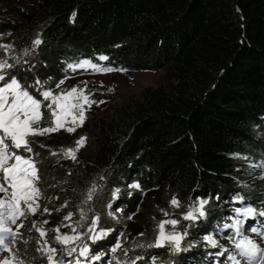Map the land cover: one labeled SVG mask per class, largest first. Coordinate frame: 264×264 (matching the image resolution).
I'll return each mask as SVG.
<instances>
[{
  "label": "trees",
  "instance_id": "16d2710c",
  "mask_svg": "<svg viewBox=\"0 0 264 264\" xmlns=\"http://www.w3.org/2000/svg\"><path fill=\"white\" fill-rule=\"evenodd\" d=\"M0 33V43L13 44L19 56L37 36L43 40L11 70L25 85L37 78L54 85L68 75L67 64L82 59L127 71L163 69L171 79L145 86L140 96L92 91L96 101H114L110 116L88 110L74 133L33 138L41 211L51 214L21 218L15 247L27 264H46L32 223L47 220L45 229L69 223L63 218L70 212L76 218L75 204L93 185L85 228L95 216L108 227L112 188L125 178L140 184L129 189L113 226L136 229L127 247L133 252L138 244L153 249L147 245L156 240L161 209L185 213L196 197L213 201L228 191L248 204L264 198L258 184L244 187L235 177L264 170V0H0ZM101 54L109 60L97 61ZM82 137L77 159L64 157L60 150ZM173 196L179 208L170 206Z\"/></svg>",
  "mask_w": 264,
  "mask_h": 264
},
{
  "label": "snow or ice",
  "instance_id": "6c2138e0",
  "mask_svg": "<svg viewBox=\"0 0 264 264\" xmlns=\"http://www.w3.org/2000/svg\"><path fill=\"white\" fill-rule=\"evenodd\" d=\"M75 15L74 12L73 20ZM4 35L0 33V40L4 38ZM7 35L11 36V33L9 32ZM42 43L43 40L37 36L33 40L31 48L23 50L22 56L31 55ZM0 53H2L0 55V194H2L0 195V252L7 251L9 253V256L0 259V264H27L17 256L14 248L22 236L20 229L24 227L23 223L18 224V221L21 218L27 219L29 215L34 216L38 211H41L39 201L43 192L39 186L41 175L37 166L38 160L34 158L38 154L33 152L35 143L33 138L47 136L60 130L74 133L78 127H83L86 112L91 109L92 105H98L104 101H96L91 98L94 94L87 91L86 81L83 82L84 88L77 85L71 89H62L61 85L65 83V80L71 78L67 75L56 83L55 88L47 87V82L41 81L39 78L35 79L33 84L25 85L11 74V70L22 62V56L15 54L14 45L0 43ZM95 59L103 62L108 61L109 57L101 54ZM24 63L27 61L24 60ZM66 70L72 73H76L78 70L90 71L92 74L127 71L125 68L94 63L92 59L69 63L66 65ZM29 88H33L40 98L33 95ZM45 112H47V116H45ZM42 121L47 126L42 127ZM69 124L71 126H68ZM86 139V137L78 139L75 142V148L61 149V153L64 157L75 161L77 152L85 145ZM40 147L45 146L40 145ZM21 150L28 155L21 154ZM52 155H57V153L53 152ZM129 187L140 189L141 186L139 183H133ZM95 191L96 186L93 185L87 193L85 203L92 200ZM119 192V188L115 189L113 197H117ZM211 199V197H196L188 205V210L182 217L160 221L157 225L156 240L147 247L167 248L173 254L186 251L187 249L182 248V243L188 236V228L207 218L206 207ZM216 199L218 200L219 197L217 196ZM234 203L243 204L244 197L237 195L234 198ZM169 204L173 208L181 206V202L176 196L171 198ZM64 206L67 207V204ZM161 212L165 217L169 215L163 209ZM234 213V216L229 217L232 222L224 225V229L233 230L234 234L225 237L231 242L233 249L230 251L229 248L221 245L214 236L205 235L204 242L213 249H219L209 255L217 258L224 257L223 264H242V262L243 264H264V247L261 246L264 244V230L256 227L250 228V231L259 237V242L243 234L245 221L256 216L264 217V211H258L252 206H244L235 208ZM41 214H51L50 209L44 207ZM79 215L80 220L70 224L63 223L52 229L44 228V225L48 224L47 220H44L39 226L35 221L32 223V228L29 230H35L38 233L37 252L46 260V264H93L94 261H100L109 253L110 259L107 264H137L138 261L144 260L143 256H136L129 262L121 260L116 255L118 250H122L125 256L129 252V249L124 248L122 243L123 232L118 234L116 242L109 247L108 253L102 251L93 253L91 246L107 238L112 229L99 227V216L92 218L85 228V224L81 221L87 218V213L80 209ZM72 217L73 213L70 212L63 219L71 221ZM181 219L191 222L185 226L183 231L177 229ZM166 224L171 226L170 231L165 230ZM13 226H15V230ZM61 227L69 229V231L61 233ZM78 229L80 230L78 231ZM49 232L54 233L51 242L48 239ZM139 235L143 236V233ZM136 247L142 248L144 245L138 244ZM151 264H157V256L151 257ZM213 264H221V261L215 259Z\"/></svg>",
  "mask_w": 264,
  "mask_h": 264
},
{
  "label": "rangeland",
  "instance_id": "374dc122",
  "mask_svg": "<svg viewBox=\"0 0 264 264\" xmlns=\"http://www.w3.org/2000/svg\"><path fill=\"white\" fill-rule=\"evenodd\" d=\"M67 76L71 78L65 80V83L61 85L62 89H71L73 86H77V85H79L80 88H84L85 84L83 82L86 81L88 92L92 93V91H99L114 95L116 97H120L122 93H126L127 95L130 96H140L145 86L156 85L158 83L171 80L167 76L165 70L163 69L158 71L141 70V71L112 72L108 74H92L90 71L85 72L83 70H78L76 73H72L68 71ZM55 85L56 84L51 85L50 83L47 82L46 86L55 88ZM109 89L112 90L110 91ZM29 91L37 98H40L38 96V93H36L34 89L29 88ZM101 101H104V103L98 105L93 104L90 110H93L106 117L110 116L114 101L107 99ZM68 126L71 125L69 124ZM235 177L238 180L239 185L241 186L244 187L246 185L255 186L258 184L257 186L258 190L261 191L264 190V184L262 185V183H264V170H261L259 167H255L252 173L243 179H240L236 175ZM130 184H132V178H125V180L122 181V185L119 187L120 189L119 195L115 198L113 197V192L115 191V189H117V187L111 189V194L109 196V199L105 201L106 217H107V221L110 224L108 225L107 222L108 227L104 229H112V232L103 241H99L97 242V244L91 246V250L93 253L100 251L108 253L109 247L116 242V238L118 234L121 232L124 233V237L122 238V243L125 248H127L128 245H130L132 239H135L137 235V233L135 232L136 229L132 230L131 232L129 231L127 232L126 229L124 228L113 227L116 226L117 222L119 221V216L122 214L123 211L122 206L128 202L127 197L130 195L129 194ZM236 196L237 194L235 192L233 193L232 191H228L224 195H221L218 200L215 197L213 201H210L209 205L206 207L207 218L200 220L198 223L188 228V236L185 238V240L182 243V248L187 249L186 251H181L179 253L173 254L167 248H160V249L153 248L151 251L146 252L147 249L143 247L142 248L135 247L134 248L135 252L127 248L129 249L127 256L121 253L122 250H118L116 255L120 257L121 260L129 261V262L132 259H134L136 256H143L144 260L138 261L137 264H151V257L153 256H157V264H196L198 257L199 258L204 257L203 260L204 264H213V261L215 259H219L221 261V264H223L224 257L217 258L215 256L209 255V253H215L219 251V249L211 248L209 245H207L204 242L203 237L205 235H212L220 242L221 245L229 248L230 251L233 249V245L231 244V242L225 239L226 236L234 234L233 230L224 229V225L232 222L231 219H229V217L235 215L234 213L235 208L244 207L239 203H234V198ZM249 200L250 199L248 197L244 198L245 206H252L256 208L258 211H264V198L260 201L251 202V204L247 203V201ZM109 205H111V207H109ZM157 205L160 206V202H157ZM74 208H75L76 218L72 217V220L74 221L80 220L79 212L80 209H83L87 213V218L81 222L86 224L88 220V210L84 204V201L76 203ZM183 214H184L183 212L176 210L175 214L168 215L167 217L163 216L160 218V221L167 219H177L182 217ZM134 215L135 214L133 212L130 214L131 217H134ZM72 220L69 221V223H73L74 221ZM258 220L262 221L264 220V217L256 216L251 221H258ZM19 223H21V220L18 221V224ZM189 223L191 222L184 221L181 219L180 224L177 225V229L179 231H183L185 226L188 225ZM39 224H41V222ZM250 227L251 225H246L245 222L243 228V234L259 242V237H257L255 233L250 231ZM13 228L15 230V226H13ZM79 230L80 229H78V231ZM165 230L170 231L171 226L166 224ZM64 232L65 231L61 230V233ZM53 235L54 233L52 232L48 234V239L50 242ZM237 239H239V237H237ZM103 245L106 247H103ZM261 246L264 247V244H262ZM57 247L59 248V246ZM14 251H16L17 256L21 259V256L17 251L16 247L14 248ZM57 255L59 257L60 255L59 251ZM7 256H9V253L7 251L0 252V259H3L4 257ZM109 259H110V253L102 257L100 264H107V261Z\"/></svg>",
  "mask_w": 264,
  "mask_h": 264
}]
</instances>
